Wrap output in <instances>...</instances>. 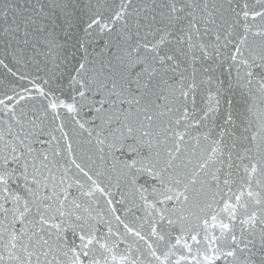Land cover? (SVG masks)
<instances>
[{"label":"water","instance_id":"95a60500","mask_svg":"<svg viewBox=\"0 0 264 264\" xmlns=\"http://www.w3.org/2000/svg\"><path fill=\"white\" fill-rule=\"evenodd\" d=\"M0 264H264V0H0Z\"/></svg>","mask_w":264,"mask_h":264},{"label":"snow or ice","instance_id":"6c2138e0","mask_svg":"<svg viewBox=\"0 0 264 264\" xmlns=\"http://www.w3.org/2000/svg\"><path fill=\"white\" fill-rule=\"evenodd\" d=\"M226 227V226H225ZM195 239V238H194ZM229 255H231V253H229Z\"/></svg>","mask_w":264,"mask_h":264}]
</instances>
